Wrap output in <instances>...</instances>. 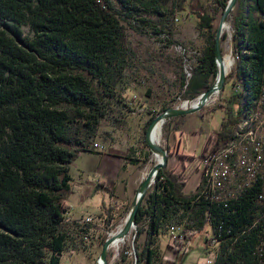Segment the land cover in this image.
Masks as SVG:
<instances>
[{
    "label": "trees",
    "instance_id": "1",
    "mask_svg": "<svg viewBox=\"0 0 264 264\" xmlns=\"http://www.w3.org/2000/svg\"><path fill=\"white\" fill-rule=\"evenodd\" d=\"M228 1L116 0L118 11L111 0H0V264H60L70 230L87 233L89 223L68 220L69 171L80 153H93L87 148L103 121L114 127L124 122L114 92L124 69L122 21L147 24L146 15L164 13L194 17L202 49L190 77L182 78L180 97L195 100L217 76L216 28ZM229 21L234 64L208 111H219L222 118L208 135L200 161L206 151L219 155L238 140L239 125L255 110L264 87V0H237ZM24 27L31 37H22ZM225 38L222 34L221 43ZM228 80L234 91L224 96ZM169 107L146 121L143 150L131 147L122 171L148 162L146 129ZM184 117L165 121L166 142L182 132ZM165 149L169 156L168 144ZM203 182L201 177L186 194L181 173L167 167L157 173L135 218L134 242L144 235L141 249L133 246L136 264H163L159 238L170 227L181 229L182 240L169 245L178 259L195 235L208 232L207 226L211 235L205 245L215 250L211 264H264V200L257 201L263 180L227 202L212 199ZM107 207L101 204L99 218L111 231L117 207ZM120 262H126L124 252Z\"/></svg>",
    "mask_w": 264,
    "mask_h": 264
},
{
    "label": "rangeland",
    "instance_id": "2",
    "mask_svg": "<svg viewBox=\"0 0 264 264\" xmlns=\"http://www.w3.org/2000/svg\"><path fill=\"white\" fill-rule=\"evenodd\" d=\"M118 11L119 4L116 0H111ZM194 9L197 11V3H193ZM123 14V13H122ZM120 16V15H119ZM123 19L122 17H120ZM142 22L122 21L124 27V36L119 52L124 60V69L117 81L114 92L118 95L122 113L124 115V122L121 127H114L108 121H103L99 130V135L94 139V143L103 145H117L120 150H126L133 147L137 153L143 150V127L146 121L152 114H157L161 109L170 106L169 108H176L184 104L185 100H181L182 88L181 82L185 75L190 77L191 70L195 65V57L202 49V41L196 29V22L193 16H171L164 13L160 16L146 15ZM229 28L224 31L226 35L225 40L221 43L222 52L229 54L232 58V66L234 59L231 49V27L228 19ZM155 30L160 33L156 34ZM22 37H31L27 27L22 29ZM224 55V54H223ZM228 71V74L230 73ZM234 90L230 87V81L225 84L223 95L227 96ZM216 97V98H215ZM218 94L213 96L207 104L199 111L190 115H185L183 124L180 126L182 132H176L175 136L170 135L167 142L164 139V131L162 130L160 146L165 148L168 144L170 154L167 160V168L175 174H182V179L189 180L196 172V168L201 175L202 165L197 161L201 158V154L206 145V137L203 133L213 134L212 131L216 129L221 121L219 112L208 113L211 106L217 102ZM198 131L199 137L193 138L191 133ZM239 140H237L233 147L228 149V154L236 150ZM180 145L179 150L177 146ZM206 151V150H205ZM204 151V152H205ZM200 155L198 159L194 155ZM94 153V152H93ZM207 153V151H206ZM90 154L80 153L75 161L70 166V176L72 179L70 185V192L67 193L66 198L69 202L70 216L79 218L85 213L97 215L101 208L96 207V202L101 203L104 200L108 201V195L102 190L94 189L93 195L88 198L84 205L79 202V195H74L76 184L78 183L79 173L77 168L81 164L87 163ZM224 155V156H226ZM195 158V159H194ZM152 155H150L148 162L142 169L132 166L129 174L126 176L124 190L118 192V199H114L113 205L117 209L113 213L114 219L111 226L113 230L107 231L103 225L102 218L90 217L91 222L88 224L86 234H82L78 228H72L70 231V240L61 256L60 264H97V259L101 253L102 244L108 234L116 230L119 226L124 224L125 218L129 212L131 204L134 199L136 189L142 178V173L148 165H151ZM197 159V160H196ZM123 171H120V175ZM89 180L91 177L88 175ZM196 177H194V180ZM193 180V182H194ZM192 179L187 183L194 187ZM188 191V189H186ZM108 204V203H107ZM105 207L107 205L105 204ZM113 207V206H112ZM108 208V207H107ZM82 221L84 219H81ZM207 233H200L193 237L189 242L188 248L184 253L178 255L175 259V252L169 245H174V241L166 236H161V250L160 256L163 259V264H208V261H213L214 249H207L205 245V236L210 237L211 231L207 226ZM136 229L131 236V239L124 245H121L118 250H108L107 262L108 264H122L120 256L123 251L133 250V246H137L140 250L144 241V235H141L135 241ZM110 238V237H109ZM182 240V238H181ZM176 246V245H174ZM172 255L171 261H166L165 256ZM125 264H129V261Z\"/></svg>",
    "mask_w": 264,
    "mask_h": 264
},
{
    "label": "built area",
    "instance_id": "3",
    "mask_svg": "<svg viewBox=\"0 0 264 264\" xmlns=\"http://www.w3.org/2000/svg\"><path fill=\"white\" fill-rule=\"evenodd\" d=\"M87 150L99 152L102 147L98 143H92ZM200 162L204 190L217 202L238 199L258 178L264 183V87L255 100V120L245 133H241L236 150L226 156L208 152ZM263 200L264 190L257 197L260 204ZM262 209L264 214V207ZM83 222L89 223L91 219L85 218ZM180 232L179 227H170L167 231L168 237L174 242L181 240ZM123 252L129 264H136L134 250ZM211 262L208 261V264Z\"/></svg>",
    "mask_w": 264,
    "mask_h": 264
},
{
    "label": "water",
    "instance_id": "4",
    "mask_svg": "<svg viewBox=\"0 0 264 264\" xmlns=\"http://www.w3.org/2000/svg\"><path fill=\"white\" fill-rule=\"evenodd\" d=\"M237 0H229L226 8L220 15L217 28H216V35H215V63L217 67V76L216 79L213 83V85L205 90L203 93L200 94V96L197 98L198 102L195 106H184L183 104L176 107V108H168L164 110L161 114L156 116L151 123L148 125L145 133V142L147 144V147L149 148V151L152 154H157L160 155L161 159L159 163L153 165V167L150 169L148 175L140 182L138 185L133 202L131 204V207L129 209V212L125 218L124 224L122 226V229L117 233L116 237L109 238L107 237L105 241L102 244V249L101 253L97 259V264L102 263V264H108L107 262V253H108V248L111 245V243L115 239H123L126 237L129 232L131 231L132 228H136L135 226V218L137 216V211L139 208V205L142 201V198L144 194L147 192V190L151 187L153 184L155 177L157 173L165 168L167 166V160H168V155H167V150L163 148L162 146H156L150 143L148 139V135L150 130L153 128V126L158 123L159 121L165 122L168 119L174 118V117H179V116H185V115H190L196 112H199L208 102V100L211 98L212 95L214 94H219L221 91L223 84L225 80L227 79L228 75L225 74V71L222 66L223 62V52H222V45H221V35H222V27L224 24L228 21L233 9L235 8ZM196 100V99H195ZM193 100H187L184 103H190ZM109 236V234H108Z\"/></svg>",
    "mask_w": 264,
    "mask_h": 264
},
{
    "label": "crops",
    "instance_id": "5",
    "mask_svg": "<svg viewBox=\"0 0 264 264\" xmlns=\"http://www.w3.org/2000/svg\"><path fill=\"white\" fill-rule=\"evenodd\" d=\"M216 112H219V111H216ZM175 134L173 136H175ZM191 134L193 138L197 139L199 137L198 135L199 133H191ZM203 135H205V137L207 138L206 133H204ZM100 145L102 147V150L99 152H94V153L82 152L85 154H90L88 156H90V158H92L93 156L94 159L89 160L87 163L81 164L78 166L77 168V171L79 173L78 183L76 184V189L74 190V195L75 194L79 195V202L82 205H84L85 202L88 200V198H90L93 195L94 189L96 190L95 192H97V190H102L103 192H105L108 195L109 200L106 201L103 199L101 203L96 202L95 205L96 207H98V209L101 208L102 203L104 204L108 203L107 205L113 206V202H114L113 200L115 198L118 199V192L120 190L125 191L124 185H126L125 183L127 179L126 176L129 174V171L132 168L131 165L125 166V170L120 175L121 168L125 163L126 156L128 155L127 154L128 148L126 150H120L117 147V145H110V146L103 145V144H100ZM179 147L180 145L177 146L178 150H179ZM188 154L196 156L197 159L200 156V155H195L192 152ZM197 161L199 162L200 159H198ZM88 175L91 177V180H89ZM193 175L194 176H191L189 180L184 179L186 183L184 192L186 194L193 192L201 180V175L199 176V171L197 170V168H196V172ZM194 177H196L195 180H194ZM191 179H192V182L194 180L193 182L194 187H191L192 184L187 186V183L190 182ZM98 184H101V185L98 186ZM186 189H188V191H186ZM65 204L69 207L68 198L65 199ZM100 215H101V211L97 215H91V214L85 213L84 215H81L79 218H74L70 216V212H69L68 220H81V219H85L88 217L90 218L92 216L99 217ZM159 245L160 247L162 246L161 237L159 238ZM171 256L170 255L165 256V258L167 259L166 261L170 262Z\"/></svg>",
    "mask_w": 264,
    "mask_h": 264
},
{
    "label": "bare ground",
    "instance_id": "6",
    "mask_svg": "<svg viewBox=\"0 0 264 264\" xmlns=\"http://www.w3.org/2000/svg\"><path fill=\"white\" fill-rule=\"evenodd\" d=\"M229 28V25H228V22H226L224 24V26L222 27V34L224 33V31H226L227 29ZM223 62H222V66H223V69L225 71V74L227 75L228 74V71L230 70L231 66H232V58L230 57L229 54H226V53H223ZM217 94H214L211 96L210 99L213 98V96H215ZM216 98V97H215ZM209 99V100H210ZM208 100V101H209ZM198 102V99L196 100H193L192 102L190 103H184L183 105L184 106H195ZM210 102V101H209ZM255 120V110H252L245 118L244 120L242 121V123L239 125V128H238V132H237V138L239 140L240 136H241V133H245V131H247L248 129V126H251V123L252 121ZM165 122L163 121H159L158 123H156L153 128L150 130L149 132V135H148V139L150 141V143H152L153 145H156V146H160V143H161V136H162V130H163V125H164ZM234 144H232L229 148L233 147ZM228 148V149H229ZM228 149L226 151H224L223 153L217 155V156H224L225 154L228 153ZM161 157L160 155H157V154H152V159H151V165H148L147 168L145 169V171L142 173V178H145L150 169L153 167V165L159 163ZM123 226V225H122ZM122 226H119L116 230L112 231L110 234H109V237L112 238V237H116L117 233L122 229ZM134 232V228L131 229V231L129 232V234L124 237L123 239H115L111 245L109 246L108 250L112 249V250H118V248L121 246V245H124L126 242H128L130 239H131V236ZM120 249V248H119ZM98 264H102V263H98Z\"/></svg>",
    "mask_w": 264,
    "mask_h": 264
}]
</instances>
